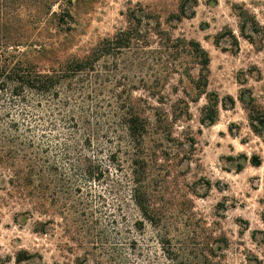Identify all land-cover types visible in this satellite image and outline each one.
Wrapping results in <instances>:
<instances>
[{"label": "rangeland", "instance_id": "374dc122", "mask_svg": "<svg viewBox=\"0 0 264 264\" xmlns=\"http://www.w3.org/2000/svg\"><path fill=\"white\" fill-rule=\"evenodd\" d=\"M59 6L66 1L52 12L60 15ZM68 9L72 19L59 24L33 0H0V37L4 28L25 37L22 58L48 72L133 27L136 40L109 67L116 88L157 109L152 117L146 108L152 122L168 116L145 138L156 152L151 213L145 219L134 206L125 163L117 171L104 159L102 178L78 193L79 178L67 182L57 149L63 131L47 130L48 166H59L44 205L33 186L0 180V264H17L18 254L26 259L19 264H264V38H242L237 17L244 10L264 28V0H71ZM133 14L140 23H128ZM226 30L238 49L230 39L215 46ZM188 42L209 57L201 95ZM208 99L218 102L212 125L201 123Z\"/></svg>", "mask_w": 264, "mask_h": 264}, {"label": "trees", "instance_id": "16d2710c", "mask_svg": "<svg viewBox=\"0 0 264 264\" xmlns=\"http://www.w3.org/2000/svg\"><path fill=\"white\" fill-rule=\"evenodd\" d=\"M33 1L38 13L51 14L59 24L65 22L64 18L72 19L68 9L71 0H65L66 7L59 6L60 15L52 9L64 0ZM185 13L183 6L182 18H186ZM237 17L242 38L251 44L256 39L259 43L263 41L264 28L253 16L240 10ZM132 20L141 21L135 14L128 23ZM227 39L238 49V40L230 30L218 34L214 44L219 47ZM135 40L133 27H128L101 41L84 58H73L57 69L41 72L22 58L20 49L30 45L28 40L4 28L0 37V180L6 178L17 190L33 186L44 205L47 181L59 166L57 162L54 167L48 166L45 134L47 130L61 128L63 143L57 149L64 156L67 182L79 178L77 191L81 193L83 182L102 178L106 172L103 170L104 159L117 171L125 163L130 198L139 213L149 219L151 201L147 180L156 152L146 148L145 138L155 124L162 129L161 124L169 122L168 116L163 114L165 118H156L152 122L146 108L154 110L152 117L157 116V109L148 105L147 100L133 98L130 91L116 88L118 82L114 80L113 83L111 74L114 70L109 67L114 56L129 50ZM186 46L200 67L194 88L201 95L207 85L209 57L198 43L188 42ZM121 87L126 86L122 84ZM217 106V101L208 99L202 124L215 122ZM103 107L108 108L106 114H102ZM164 131L162 133L168 137L169 132ZM194 145L192 140L190 147L193 149ZM91 146L96 148L92 156L88 154ZM262 221L264 223V213ZM25 260L21 254L16 257L17 264Z\"/></svg>", "mask_w": 264, "mask_h": 264}]
</instances>
